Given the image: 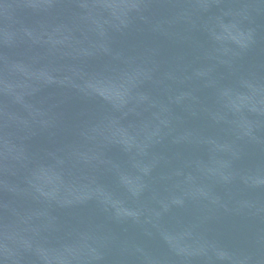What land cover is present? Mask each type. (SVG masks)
Segmentation results:
<instances>
[{
  "label": "water",
  "instance_id": "water-1",
  "mask_svg": "<svg viewBox=\"0 0 264 264\" xmlns=\"http://www.w3.org/2000/svg\"><path fill=\"white\" fill-rule=\"evenodd\" d=\"M0 264H264V0H0Z\"/></svg>",
  "mask_w": 264,
  "mask_h": 264
}]
</instances>
